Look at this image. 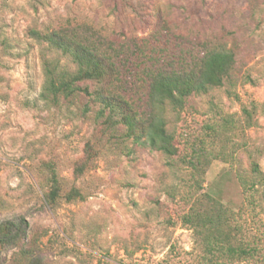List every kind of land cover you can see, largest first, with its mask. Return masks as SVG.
Instances as JSON below:
<instances>
[{
  "label": "rangeland",
  "instance_id": "1",
  "mask_svg": "<svg viewBox=\"0 0 264 264\" xmlns=\"http://www.w3.org/2000/svg\"><path fill=\"white\" fill-rule=\"evenodd\" d=\"M73 29L123 57L141 114L144 74L173 68L149 58L226 48L235 61L221 86L163 109L176 148L165 156L103 125L89 97L40 98L43 61L73 65L36 33ZM254 161L264 174V0H0V222H28L0 264H264ZM72 190L82 199L68 200ZM208 200L234 218L227 243L252 256L203 257L183 217Z\"/></svg>",
  "mask_w": 264,
  "mask_h": 264
},
{
  "label": "trees",
  "instance_id": "2",
  "mask_svg": "<svg viewBox=\"0 0 264 264\" xmlns=\"http://www.w3.org/2000/svg\"><path fill=\"white\" fill-rule=\"evenodd\" d=\"M36 35L48 48L66 56L73 65V69L68 71L49 60L43 61L42 100L56 104L61 99L89 97L98 106L97 118L103 119V125L107 128L120 127L124 137L165 156L174 155L176 148L173 135L167 131L161 115L163 109L167 106L181 109L189 97L221 86L235 61L233 52L226 48L205 51L202 55H190L191 52L182 51L168 56L167 53L162 58H149L150 66H156L162 59L173 68L156 67V72L149 69L144 74L145 101L149 111L141 114L130 103L126 88L127 81L134 74L131 75L129 68L122 70L126 61H122L123 57L118 58L119 54L110 44L93 35L79 34L78 29ZM85 83L87 85L83 87ZM82 168H77V171ZM251 174L257 179L256 183L264 187V174L255 161L251 164ZM239 184L244 187V192L255 185L253 183L245 187L248 183L241 177ZM55 195V192H50V199H54ZM78 198L82 199L77 190L67 195L68 200ZM196 204V208L189 209L184 215L183 222L199 237L203 257L215 254L222 257L252 256L253 250L227 243L229 224L234 218L222 204L212 200H208V204L200 201ZM202 204L205 205L204 209L199 208ZM27 230L28 222L24 218L0 222V247L14 246L25 237Z\"/></svg>",
  "mask_w": 264,
  "mask_h": 264
}]
</instances>
